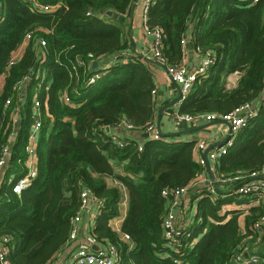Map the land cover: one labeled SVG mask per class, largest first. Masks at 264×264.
I'll return each mask as SVG.
<instances>
[{
  "label": "trees",
  "instance_id": "1",
  "mask_svg": "<svg viewBox=\"0 0 264 264\" xmlns=\"http://www.w3.org/2000/svg\"><path fill=\"white\" fill-rule=\"evenodd\" d=\"M36 1L56 8L36 13L23 0H0V78L4 77L0 154L17 114V133L6 169V175L16 176L15 181L25 168L35 95L41 123L35 146L36 178L20 195L8 185L0 189V238L11 240L10 264L53 263L70 240L71 221L80 213L84 189L98 201L92 238L116 248V264H234L240 247L244 254L263 259L264 248L260 252L249 249L264 228V208L245 210L241 231L238 219L243 210L223 216L221 210L243 201L236 200L240 196L234 191L224 194L218 185L215 196L209 194L208 185L190 191L197 200L196 215L188 221L183 209L176 223L179 236L173 241L165 236L169 200L162 193L186 188L205 172L194 160V142L146 137L140 152L132 139L122 148L111 142L107 127L125 121L142 129L155 118L151 65L136 55L126 58L129 45L124 30L99 19L108 11L113 18L128 16L133 0ZM145 26L161 32L160 52L167 67L181 61L180 43L190 29L195 48L215 57L206 76L181 102L179 113L225 115L244 104L258 103L263 96L264 0H154ZM30 32L32 38L26 40ZM39 39L45 41L44 49L37 45ZM23 44L21 55L9 65ZM107 59L112 60L107 69H91L93 61ZM234 73L240 76L237 84L226 90V75ZM96 74L100 78L88 85ZM64 94L70 104L62 102ZM263 162L264 109H259L216 163L215 174L217 179L233 177L255 171ZM103 177L118 181L127 192L120 232L109 225L120 215V191L109 187ZM66 194L68 202H64ZM243 259V264H250L247 257Z\"/></svg>",
  "mask_w": 264,
  "mask_h": 264
},
{
  "label": "built area",
  "instance_id": "2",
  "mask_svg": "<svg viewBox=\"0 0 264 264\" xmlns=\"http://www.w3.org/2000/svg\"><path fill=\"white\" fill-rule=\"evenodd\" d=\"M30 4L31 11L36 13H50L53 12L56 8V6H43L38 3L36 0H23ZM154 3V0H142V11H143V17H144V31L152 35L154 37V45L152 49V60L159 62L163 64L166 67V74L170 78V80L177 84L180 87L181 92V98L180 100L183 101L186 96L190 93L193 85L200 79L206 76V73L209 69V67L214 62V57L210 54H206L201 62V65L196 68L195 70H188L184 66L187 51H186V39L183 38L181 40V49H182V58L181 61L174 66L167 67L165 60L162 58L160 49H161V32L156 29L153 31H150L146 26V13L148 8ZM32 38V32L28 33L26 36V40H30ZM37 45L40 48L45 47V41L42 39H39L37 42ZM20 56V52H17L13 55L11 61L9 62V65H12L17 61V59ZM43 59V58H42ZM42 61V60H41ZM78 64H80L79 61H77ZM42 75L44 77V74L40 71L36 72ZM101 74H96L93 77L90 78L88 85H92L95 83V80L100 78ZM155 91H152V94H154ZM62 102L65 104H70V98L67 97L65 94L61 98ZM7 105L10 104V100L6 102ZM33 123L30 128L29 136L27 145L25 147V168L23 175L20 176L16 181L15 179L10 178L7 182L11 186V190L14 194L20 195V193L30 187L32 181L36 178L37 171H36V157H35V146L36 141L38 137V132L41 128V123L39 121V101L34 98L33 103ZM259 109H264V94L259 99L258 103H247L244 104L232 112L225 114V115H219L214 113H198L195 115H188V114H181L179 111H172L170 113V118H172L173 124L176 128H179L180 126L187 124V125H193L197 126L200 123H212V122H225L229 125L230 128V137L227 140V142L219 147H217L215 150L210 151L207 154V159L202 157V154L206 150V146L203 143H200L197 146V151L199 153V157L196 160V162L206 169V164L208 162H216L218 161L222 156L226 155L228 153V150L233 146L234 144V138L237 135V133L244 128L248 121L252 118H254L258 112ZM17 122H18V115L15 114L12 117V132L8 135L7 140L5 144L3 145L1 149L0 154V173L3 172L8 166V160H9V154H10V148L11 145L15 139L16 133H17ZM120 128L123 129L128 133L127 137H121L119 135L111 134V129L107 127L106 132L110 135L111 142L114 143L117 147L122 148L126 145L128 139L131 138L129 133L132 132H138L139 134L146 135L148 139L152 141H165L166 138H162L156 128L155 122L147 125L145 128L137 129L133 127L132 125L126 123L125 121H120L117 125H115L113 128ZM137 151H142L143 148L141 145H137L136 147ZM14 178V177H13ZM221 181H230L233 182L236 187L234 192L243 198H251L253 199L254 203L264 208V162L262 163L261 167L255 171H251L249 173L245 174H237L233 177H228L224 179H219ZM198 182V181H197ZM196 180L186 188L178 189L175 191H164L162 195L166 198H168V213L164 219V229H165V236L170 239L171 241L175 240V237L179 236V231L177 229V210L181 211L180 213H183L182 208V200L188 195L190 189L195 187V184L197 183ZM208 192L210 195L215 196L216 195V188L212 184L209 183ZM91 203H98V201L95 199L92 192L88 189H84L80 193V212L85 211L87 207ZM176 211V212H175ZM79 222H80V215H76L72 221H71V232L69 239L74 241L76 239V236L78 234L79 230ZM255 228L259 230L260 224H256ZM123 240L128 241L129 238L127 236H123ZM10 248H11V240L9 237H2L0 238V264H10L9 262V254H10ZM243 257H247L248 263L250 264H264V258H260L257 255H251L248 256L247 254H244L243 248L240 247L238 249V252L233 258L234 264H243L244 259ZM118 260V254L117 250L114 246L108 245L104 249H98L95 252L88 251L85 249H76L74 250L64 261H62L60 264H116Z\"/></svg>",
  "mask_w": 264,
  "mask_h": 264
},
{
  "label": "crops",
  "instance_id": "3",
  "mask_svg": "<svg viewBox=\"0 0 264 264\" xmlns=\"http://www.w3.org/2000/svg\"><path fill=\"white\" fill-rule=\"evenodd\" d=\"M141 1L142 0H138L134 8V12L132 16L130 14V11H129L128 16H121V17H114V18L112 17V15L107 16V13H106L105 15L103 14L100 15L99 19L107 23L118 24L117 26L121 27L124 30L126 41L128 42V45H129V49L127 53L125 54L126 58L134 56V55L137 56L138 54L148 59H152L151 57H152V49L154 45V37L152 35L147 34L144 31V17H143L144 14L142 11ZM198 10L199 8H196L195 13L192 16V22H195ZM86 15L89 16V13H87ZM120 19H122V21H120ZM184 38L186 39L185 41H186V51H187V56H186L184 66L186 67V69L190 71L195 70L201 65V62L206 54L200 52L198 49L195 48L192 42L191 29H190V32ZM24 46L25 44L21 45L14 54H16L17 52H20V55H21V52L23 51ZM40 49H44V48H40ZM41 58L44 59V56H41ZM111 61L112 60L110 59L100 61V62L93 61L91 64V69L92 70L107 69L111 65ZM94 62L98 63V66L96 68H93ZM150 71L152 72V78H153V84H154L153 91H155L154 94H152L153 100L155 103V118L153 122H155L156 124V121L158 118V112L163 106L169 104L171 101H173L174 99L178 97L179 92H180V87L170 80V78L167 76L164 69L158 66H155V65H151ZM239 77H240L239 73L226 75V79H225L226 90L233 89L236 86ZM48 82L49 83L47 84V87H49V84H50V81ZM3 83H4V77H1L0 78V92L3 87ZM26 84L27 82H24V83H21V86H20V90H22L20 92L23 94L26 89L25 88ZM47 87H46V90H47ZM23 94H20V95L22 96ZM34 98H37V96L35 95L33 99ZM181 102L182 101L179 100V102L172 109L165 111L161 115L160 129L162 133L164 134L189 131L188 132L189 134H185L179 137L166 138V142H175V143L194 142L193 157H194V160L196 161L199 157L197 146L200 143H203L206 146V149L212 147L211 151L215 150L218 147V144L221 141H223V139L228 135V127L221 122H215V123L212 122L214 123V125H211V126H208L210 123H200L197 126L184 124L180 126L179 128H176L175 125L173 124L172 118H170V113L175 110L179 111V106ZM110 129H111L110 131L111 134L119 135L124 138L128 136V133L124 131L123 129L120 130V128H116V127L115 128L112 127ZM194 129H198V130H194ZM129 135L131 136L130 139L136 141L137 144L139 145L144 144V142L147 140V138L144 135L139 134L138 132H132V133H129ZM202 157H203V154H202ZM218 161H216L215 163L209 162L211 172L214 176V180L219 186V189L222 192H224V194L234 191L236 185L233 182H230V181L223 182L217 179L216 174H215V165ZM6 169H8V166ZM6 169L3 170L2 173H0V189L2 185L4 186L8 185V187H10V185L7 184L8 180L10 178L15 179L16 177L14 174L6 175ZM103 179L105 180L106 184L109 187L118 188L120 191V215L119 217L109 222L110 227L114 231L120 232V227L127 213V201H128L127 192L125 188L122 186V184H120L118 181L114 180L113 178L103 177ZM195 180L196 182L197 181L198 182L195 184V187L190 189V191H192L195 188H203V186H207V185L209 186V183L213 185L212 180L208 177L206 169H205V172L199 177H197ZM190 191L188 195L182 200L183 209L187 211L185 218L188 216L187 217L188 221H191L197 213V208H196L197 200H194L192 198ZM236 200L243 201V202H240L241 204L239 205L235 204L237 208H230L232 204L224 206V207H227V209L223 207L224 209L222 208L221 215L222 216L225 215L227 212H230V210H238V209L243 210V214L239 216L238 220H239L241 231H244V217L247 215V212L245 210H247L249 207L257 206V205L254 203L253 199L251 198H242V197L239 198L237 196ZM68 201H69V194H66L64 202H68ZM97 212L98 211H97L96 203H91L85 211H81L79 214H77V215H80V222H79V230H78L76 239L74 241L69 240L66 243V245L62 248V250L56 254V259L53 261L52 264H60L76 249H85V250L93 252L98 249L102 250L106 247L105 244L96 242L92 238V235L90 233L91 228L93 227L95 223ZM180 212L181 211H178V210L176 212L177 213L176 216H177V219H179V221L181 220L180 218H182V215ZM229 218H230V215L226 216V220H228ZM260 234H261L260 238L258 237L257 239H254L253 241H251L250 249H249L250 252L256 251V250L260 252L263 250L264 235L262 234V231L260 232ZM33 251L34 249L31 250V252Z\"/></svg>",
  "mask_w": 264,
  "mask_h": 264
},
{
  "label": "water",
  "instance_id": "4",
  "mask_svg": "<svg viewBox=\"0 0 264 264\" xmlns=\"http://www.w3.org/2000/svg\"><path fill=\"white\" fill-rule=\"evenodd\" d=\"M137 2H138V0H134L133 4H132V6H131V9H130V14H131V16L133 15L134 8H135ZM111 15H112V12H107V16H111ZM120 21H122V19H120ZM133 47H134V45H133ZM137 56H138L140 59H142L143 61H145V62H147V63H149V64H151V65H155V66H158V67L164 69V71L166 72V67H165L163 64H161V63H159V62H156V61H154V60H152V59H148V58H146V57H143L142 55H138V54H137ZM97 66H98V63H97V62H94V63H93V68H96ZM166 73H167V72H166ZM180 98H181V93L179 92V95H178V97H177L176 99H174L173 101H171L169 104L163 106V107L160 109V111L158 112V118H157V121H156V128H157V131H158L159 135H160L162 138L179 137V136H182V135H185V134H189V133H188L189 131H182V132H177V133L164 134V133H162V131H161V129H160V118H161V115H162L165 111L172 109V108H173V107L179 102ZM217 122H221V121H217ZM214 123H215V122H214ZM214 123H210L208 126L214 125ZM221 123L225 124V125L228 127V135L223 139V141H221V142L218 144V147L221 146V145H223V144H225V143L227 142V140L229 139V137H230V128H229V125H228L227 123H225V122H221ZM106 130H108V129H106ZM194 130H198V129H194ZM145 137H147V136L145 135ZM211 149H212V147L206 149L205 152L203 153V157H204L205 159H207V154L211 151ZM206 172H207V174H208V177L212 180V183H213L214 188H217V183H216V181L214 180V176H213V174H212V172H211L210 164H209L208 161H207V164H206Z\"/></svg>",
  "mask_w": 264,
  "mask_h": 264
},
{
  "label": "rangeland",
  "instance_id": "5",
  "mask_svg": "<svg viewBox=\"0 0 264 264\" xmlns=\"http://www.w3.org/2000/svg\"><path fill=\"white\" fill-rule=\"evenodd\" d=\"M243 198V197H242ZM236 203H232V205H231V207L230 208H237V206L235 205ZM248 204V203H247ZM247 204H245V205H247ZM224 208H226L227 209V207H224ZM223 208V209H224ZM229 209V208H228ZM230 211H233V210H230ZM262 234L264 235V228L262 229Z\"/></svg>",
  "mask_w": 264,
  "mask_h": 264
}]
</instances>
